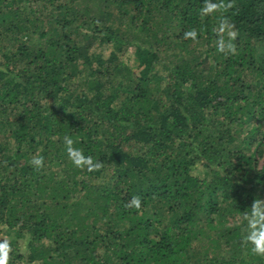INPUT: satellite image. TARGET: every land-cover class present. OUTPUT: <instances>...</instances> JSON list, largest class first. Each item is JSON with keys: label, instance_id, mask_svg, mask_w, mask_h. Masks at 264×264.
Segmentation results:
<instances>
[{"label": "trees", "instance_id": "16d2710c", "mask_svg": "<svg viewBox=\"0 0 264 264\" xmlns=\"http://www.w3.org/2000/svg\"><path fill=\"white\" fill-rule=\"evenodd\" d=\"M209 2L226 7L0 0L8 264H264L244 239L264 199V0ZM104 44L106 58L90 52ZM66 137L101 166L76 167Z\"/></svg>", "mask_w": 264, "mask_h": 264}, {"label": "clouds", "instance_id": "9594fccd", "mask_svg": "<svg viewBox=\"0 0 264 264\" xmlns=\"http://www.w3.org/2000/svg\"><path fill=\"white\" fill-rule=\"evenodd\" d=\"M217 7H226V5H218L216 3H211L209 0H206V6L202 10L204 13L211 12ZM227 26L226 20L221 23V31ZM186 37L195 38V31H188L184 34ZM230 37H235L234 32H229ZM225 44L221 40L217 44V50L223 51ZM229 49L232 48L231 44L228 45ZM65 150L69 159L72 163L78 167L83 168L87 167L88 171H93L98 169L101 165L99 162H93L91 156H85L82 151L78 148H73V140L69 137L65 138ZM31 163L36 167L42 165V157H33ZM129 207L140 208L141 202L137 197H133L132 200L128 203ZM248 220V231L244 239L251 245V251L257 255H264V199L254 200L251 204L250 213L247 215ZM11 251V245L8 239L0 240V264H8V254Z\"/></svg>", "mask_w": 264, "mask_h": 264}, {"label": "rangeland", "instance_id": "374dc122", "mask_svg": "<svg viewBox=\"0 0 264 264\" xmlns=\"http://www.w3.org/2000/svg\"><path fill=\"white\" fill-rule=\"evenodd\" d=\"M117 22H115L114 24L116 25ZM110 45H95L94 47H92V49L90 50L91 53H98L100 54L103 58H106L109 51H110ZM121 60L127 64L129 67H131L133 70H136L137 69V65H136V61H135V56H134V52H133V47L131 46H126L125 50L123 51V54L121 55ZM86 60H88L87 58H84V59H80L79 61V64H78V69H79V74H78V77L76 78V80L78 82H80V79L82 77H84L85 75H87L88 73V70L90 69V59H89V62H87ZM93 62V66H94V61L92 60ZM41 98L43 99L42 101L46 103V108H50L54 103V99H51V98H44L43 95H41ZM248 130V126H245L242 130H241V136H243L245 134V132ZM10 141H12V139L10 138ZM256 144V143H255ZM254 144V145H255ZM253 146L249 147V149L251 150ZM41 150L39 147H36V153H40ZM35 156V155H34ZM32 156V157H34ZM39 157V155H38ZM264 161V154H263V157L260 159V162L262 163ZM7 171L4 172V174L6 173ZM192 173L197 175V176H203V169L200 168V167H194L192 169ZM2 179L1 175H0V180ZM3 181V180H2ZM0 181V182H2Z\"/></svg>", "mask_w": 264, "mask_h": 264}]
</instances>
